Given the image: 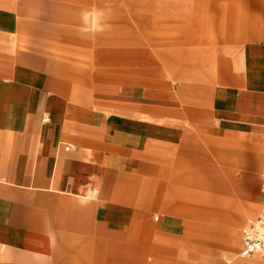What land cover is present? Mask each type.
I'll list each match as a JSON object with an SVG mask.
<instances>
[{
    "label": "crops",
    "instance_id": "1",
    "mask_svg": "<svg viewBox=\"0 0 264 264\" xmlns=\"http://www.w3.org/2000/svg\"><path fill=\"white\" fill-rule=\"evenodd\" d=\"M21 12L0 0V264H264L239 256L264 211V26L210 78L82 99Z\"/></svg>",
    "mask_w": 264,
    "mask_h": 264
},
{
    "label": "rangeland",
    "instance_id": "2",
    "mask_svg": "<svg viewBox=\"0 0 264 264\" xmlns=\"http://www.w3.org/2000/svg\"><path fill=\"white\" fill-rule=\"evenodd\" d=\"M180 1L21 0L22 41L82 99H114L131 84L145 94L210 78L222 56L263 35L264 0H201L189 18L173 9Z\"/></svg>",
    "mask_w": 264,
    "mask_h": 264
},
{
    "label": "built area",
    "instance_id": "3",
    "mask_svg": "<svg viewBox=\"0 0 264 264\" xmlns=\"http://www.w3.org/2000/svg\"><path fill=\"white\" fill-rule=\"evenodd\" d=\"M264 177V173H263ZM264 250V211L248 220L242 230L241 257H248Z\"/></svg>",
    "mask_w": 264,
    "mask_h": 264
}]
</instances>
